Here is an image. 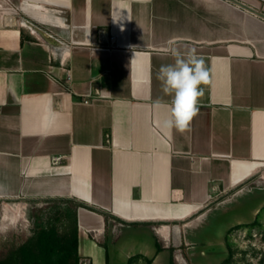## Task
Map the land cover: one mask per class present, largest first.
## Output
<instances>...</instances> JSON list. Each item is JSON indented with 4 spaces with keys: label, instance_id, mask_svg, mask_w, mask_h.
Wrapping results in <instances>:
<instances>
[{
    "label": "crops",
    "instance_id": "1",
    "mask_svg": "<svg viewBox=\"0 0 264 264\" xmlns=\"http://www.w3.org/2000/svg\"><path fill=\"white\" fill-rule=\"evenodd\" d=\"M173 49L209 73L183 131L163 126ZM263 181L264 0H0V201L76 203L80 258L122 237L127 264H179Z\"/></svg>",
    "mask_w": 264,
    "mask_h": 264
},
{
    "label": "rangeland",
    "instance_id": "2",
    "mask_svg": "<svg viewBox=\"0 0 264 264\" xmlns=\"http://www.w3.org/2000/svg\"><path fill=\"white\" fill-rule=\"evenodd\" d=\"M261 186L264 188V181ZM263 201L264 190L252 189L212 212L198 230L203 243L181 247L180 253L187 262L179 264H264V204L258 207ZM76 206L64 199L0 201V259L31 242L40 229L55 226L62 231L70 226ZM256 208L259 209L254 214ZM237 219L243 223L235 225ZM138 248L124 243L121 237L108 244L106 264H127L126 252ZM153 248L159 247L154 244ZM83 259L86 258H79L78 263ZM147 261L134 259L128 264H150ZM154 264H171L170 250L163 252Z\"/></svg>",
    "mask_w": 264,
    "mask_h": 264
},
{
    "label": "clouds",
    "instance_id": "3",
    "mask_svg": "<svg viewBox=\"0 0 264 264\" xmlns=\"http://www.w3.org/2000/svg\"><path fill=\"white\" fill-rule=\"evenodd\" d=\"M175 63L162 65L158 79L162 82L163 92L173 95L170 118L164 122L167 129L183 131L199 111V100L204 95L201 85L208 83L209 73L203 58L192 50L187 58H182L175 49L172 50ZM159 106L160 101L156 102Z\"/></svg>",
    "mask_w": 264,
    "mask_h": 264
},
{
    "label": "trees",
    "instance_id": "4",
    "mask_svg": "<svg viewBox=\"0 0 264 264\" xmlns=\"http://www.w3.org/2000/svg\"><path fill=\"white\" fill-rule=\"evenodd\" d=\"M77 231L76 216L62 231L55 226L40 229L31 242L0 259V264H79Z\"/></svg>",
    "mask_w": 264,
    "mask_h": 264
},
{
    "label": "built area",
    "instance_id": "5",
    "mask_svg": "<svg viewBox=\"0 0 264 264\" xmlns=\"http://www.w3.org/2000/svg\"><path fill=\"white\" fill-rule=\"evenodd\" d=\"M110 40H113V36L110 37ZM67 81L70 80V75L67 74V77H66ZM85 102H87V100H84ZM108 135H107V141H108ZM54 161H58L59 160V157H54L53 159ZM89 263V260L88 259H83V261L79 264H88Z\"/></svg>",
    "mask_w": 264,
    "mask_h": 264
}]
</instances>
